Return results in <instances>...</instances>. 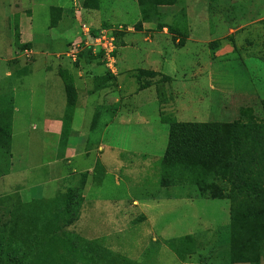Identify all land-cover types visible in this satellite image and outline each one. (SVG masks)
<instances>
[{
	"label": "rangeland",
	"instance_id": "374dc122",
	"mask_svg": "<svg viewBox=\"0 0 264 264\" xmlns=\"http://www.w3.org/2000/svg\"><path fill=\"white\" fill-rule=\"evenodd\" d=\"M100 1L102 17L97 25L88 19L90 35H84L71 13L50 30L48 8L31 9L29 0H0V113H13L15 102L21 109L11 129L10 147L0 149V177L8 173L12 151L17 153L20 146L49 152L54 138L45 140L38 134L49 110H43L44 98H48L58 115L70 116L69 131L74 123L72 143L80 135L91 148L101 140L116 143L119 148L103 156L108 166L114 170L119 153L121 160L136 165V173L117 172L120 185L113 174L104 179L100 176L90 188L100 196L95 199L115 200L118 208L132 210L134 198L141 201L151 196L145 203L155 204L148 213L155 219L156 230L172 231L167 237L194 232L193 250L186 246L184 260L176 255L166 261L158 251L160 243L147 238L140 253L143 260L149 259L144 263L177 264L178 259L179 264H231L227 252L232 231L229 201L200 198L201 191L190 183L205 172L191 170L192 174L180 180V169H163V157L169 129L177 124L246 121L250 113L256 121L264 120V22L230 33L247 15V0H178L149 10L150 16L155 12L160 16L158 24L138 30L143 7L137 0ZM256 16H264V8ZM16 19L18 24L24 23L22 49L14 42ZM98 28L113 31V51L107 49L108 55L103 57L96 46L91 45L96 50L91 52L84 45L81 55L72 58L70 49L78 41L91 44ZM64 78L76 89L71 108L66 105ZM21 118L24 130L18 128ZM67 140L60 142V152ZM80 158L83 167L95 160L93 153ZM75 168V161L66 164V181L45 183L46 193L59 186L58 192L40 199L29 194L22 197L17 181H11L10 189L0 182V245L9 251L0 255V264H138L128 259L133 255L130 247L117 240L129 236V231L117 238L88 240L78 235L80 227L72 229L82 202V180L86 179L82 173L72 176ZM159 198L165 202L155 200ZM104 216L85 214L82 235L90 238L110 231ZM130 218L131 224L142 222L153 235L154 227L143 222L147 220L143 213L137 211ZM241 224L255 236L264 237L259 220L246 216ZM178 242V246L172 244L174 251L181 244ZM258 247L263 259L260 264H264V238ZM157 254L162 256L158 261Z\"/></svg>",
	"mask_w": 264,
	"mask_h": 264
},
{
	"label": "trees",
	"instance_id": "16d2710c",
	"mask_svg": "<svg viewBox=\"0 0 264 264\" xmlns=\"http://www.w3.org/2000/svg\"><path fill=\"white\" fill-rule=\"evenodd\" d=\"M177 1L137 0L139 7L143 9L136 29H141L143 22L158 24L160 16H157V12L150 16L149 10L153 11L159 5H174ZM84 5L94 7L96 4L85 0ZM52 10L58 11L57 8ZM58 19L51 18L50 26H55ZM15 24L14 42L22 49L24 46L20 44L17 19ZM63 84L66 105L71 108L76 102V89L65 78ZM261 105L264 109V99ZM252 115L248 114L246 121L236 120L223 124H177L169 129L163 157V169L165 168L166 172L180 169V180H185L187 174H192L191 170L205 172L204 177H197L190 183L195 184L201 191L200 198L229 201V226L232 231L227 241V252L232 256L233 262H258V242L264 238L258 237V234L255 236L254 232L243 227L244 225L240 227L246 216L259 220L264 226V120L256 121ZM11 119V110H3L0 113V149L10 147ZM70 120V116L65 113L60 133L61 143L68 139ZM84 182L85 177L82 187ZM218 182L224 183V186L221 187ZM8 253L9 251L3 250L0 245V255Z\"/></svg>",
	"mask_w": 264,
	"mask_h": 264
},
{
	"label": "crops",
	"instance_id": "0c3cea01",
	"mask_svg": "<svg viewBox=\"0 0 264 264\" xmlns=\"http://www.w3.org/2000/svg\"><path fill=\"white\" fill-rule=\"evenodd\" d=\"M28 1V0H27ZM30 6L29 8H42L46 7L48 12V18L51 22L52 16H59L57 24L63 20L65 16H70V13L72 16H75V20L77 22V25L79 26V33L81 32L80 23H87L88 19H91L93 23L97 25L99 17L101 19V11H102V1L95 0L96 3H94V0H91V2L94 5V7H85L84 2L85 0H29ZM101 2V3H100ZM233 2V1H232ZM248 5V13L246 16L241 17V24L236 27V29H230L233 30V33H236L239 30H243L246 27L250 25L260 24L264 22V16H256V14H259V10L264 8V0H247ZM52 8H57V10H52ZM255 9L253 12L251 10ZM33 11V10H32ZM250 13H253L251 15ZM251 17L249 18V16ZM92 23V24H93ZM148 22H143L142 27L146 28ZM24 23L21 21L19 22V32L20 36L23 35V27ZM55 26H50L49 23V29H54ZM95 26V25H94ZM261 26V24H260ZM21 27V28H20ZM96 27H100L99 25ZM32 35L34 34L33 30L31 31ZM31 35V36H32ZM34 36V35H33ZM33 36L31 38V41H34ZM30 41V39H28ZM23 37H20V42H23ZM15 102V99H14ZM56 106H54L51 102L49 103L48 98H44V109H49L46 113L47 116L44 115L42 118V129L38 133L39 135L43 136V139L46 140V137L54 138V142L50 143L49 146L51 148L48 149V153H45L44 148H40V150H34L33 148H23L20 146V150L17 153H14L12 151V157L10 158V165H9V171L6 173V175H3L0 177V182L6 186V188L10 189L9 187L12 186L13 183L11 181H17V184L19 187L22 186L20 189V194L22 197H27L28 194L30 196H33L37 199L44 198L48 195H53L59 190L58 187H52L51 193H46L45 190V183L48 182L49 184H54L56 182L66 181V178L64 176L67 175L66 173V164H71L75 161V164L78 166V168H75L71 171L72 176L75 174H86V179L84 182V185L82 187L83 193H82V202L80 205V208L78 210V219L74 221V223L71 225L72 229L80 227V230H78V235L83 237L84 239L93 240V239H99L102 237H109V238H117L115 236H118L120 233L125 232L126 230L129 231V236L123 238V239H117L120 241L122 245L129 246L130 250H132L133 255L128 256V259L131 261H134L138 264H143L144 261H148L149 259L143 260V258L140 256L141 252V246L143 242L146 241V239H151L152 241L158 244L159 248L158 251L163 253V259L168 261L169 259H174L176 255L181 259L184 260L181 256L184 253H187L186 246L191 245L193 250V240L195 237L193 234L194 232L186 233L183 231V234H181L178 237H167L170 236V233L172 231L167 232L165 230L155 229L154 217H151L148 213V210L153 207V203H145V200L149 199L148 196L147 199H142L139 201L137 198H134L132 200L133 208L132 210L124 207V208H118L117 201L110 200L105 201L101 199H95L100 198L98 195V192L91 193L90 188L91 186L99 181V177L102 176L103 179L105 176L109 174H113L114 179L116 181V184L120 185V177L117 175V172H120L121 170L128 171L129 173H136L137 168L136 165L130 161H123V159H120V154H118V159L115 161L116 164L114 165V170L108 166V164L103 160L106 154H110V151H113L117 148H119V145L116 143L111 142H104L103 140L98 141V145L94 147H88L87 142L83 140V136H78V140L74 143H72V138H74V123L71 125L70 135L68 136V140L66 141V144L64 145L63 152H60V133L62 130V119L64 115H58L57 109H55ZM63 108V106L60 107V109ZM55 110V111H54ZM21 109L20 106L16 105V102L13 107V113L12 117L13 123L11 125V129L15 128V122L17 114L20 113ZM51 114H49V113ZM56 112V114H54ZM65 114V113H64ZM24 124V118L20 119V122L18 121V128L20 130L23 129ZM110 124H113L112 122ZM106 128L108 125L105 126ZM33 128L35 126L33 125ZM13 131V130H11ZM14 132L12 133L11 139H13ZM86 149H88L86 151ZM91 149H95V151H91ZM114 152V151H113ZM111 152V153H113ZM90 153H93L95 156L94 163L90 165L89 167H83L80 163H78V157L81 156V158L88 157ZM43 154H47L48 157L46 159H41L40 157ZM117 157V154L115 158ZM80 158V159H81ZM79 159V160H80ZM116 166V167H115ZM97 176V177H95ZM8 184V186H7ZM62 187V185H60ZM60 187V188H61ZM156 201L165 202V199H155ZM154 200V201H155ZM168 200V199H167ZM174 200V199H173ZM145 207H147L145 209ZM163 209V208H162ZM139 211L140 213H143L147 220L143 221L145 223H151L154 227V233L151 236L150 232L146 229V226L142 224V222H138L135 225L131 224V214L137 213ZM89 213H105L104 220L108 223L109 227L111 228L110 231L107 233H99L97 236L86 238L82 234L85 232L84 227L82 224L84 223V215ZM229 214V213H228ZM116 223L118 224L117 227H115ZM206 227L205 229H207ZM141 229V230H140ZM202 232V231H201ZM172 235V234H171ZM158 237H160L162 240H158ZM181 241L180 246L175 251L172 247V244L175 243V246H178V241ZM155 243V244H156ZM197 245V244H196ZM144 248V247H143ZM142 248V250H143ZM167 251H171L174 255L168 256ZM169 249V250H168ZM180 250V251H179ZM176 251H179V255L175 254ZM189 252V250H188ZM191 254H188L187 256H190ZM259 254L258 262H249V261H238V262H231V264H260L263 260ZM158 257V258H157ZM156 261L160 259L162 256H158L157 254ZM173 257V258H172ZM179 259V260H180ZM154 260V262H155ZM144 264H150L144 263ZM162 264V263H158ZM177 264L178 259H177ZM263 264V263H262Z\"/></svg>",
	"mask_w": 264,
	"mask_h": 264
},
{
	"label": "built area",
	"instance_id": "2783aa9c",
	"mask_svg": "<svg viewBox=\"0 0 264 264\" xmlns=\"http://www.w3.org/2000/svg\"><path fill=\"white\" fill-rule=\"evenodd\" d=\"M80 28L82 31H84V35H86V33L89 34L90 30L88 28V26L86 25V23L81 22L80 23ZM97 32L95 33V35L92 37V42L91 44H88L86 41L85 42H81L78 41L71 49H70V56L72 58H75L76 55H79L78 53L81 52V50L86 46V50H90L92 51H96L95 49H92L93 47H97L100 50V55H102L103 57L108 55V51L107 49H114V41H115V36L112 30H107V29H103V28H98V30H96ZM85 45V46H84ZM112 47V48H111ZM97 54V53H96ZM78 57V56H77Z\"/></svg>",
	"mask_w": 264,
	"mask_h": 264
}]
</instances>
